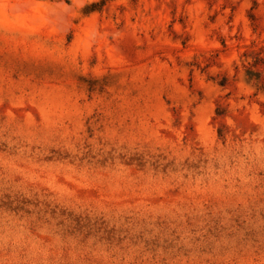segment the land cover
Returning <instances> with one entry per match:
<instances>
[{"label":"clouds","instance_id":"1","mask_svg":"<svg viewBox=\"0 0 264 264\" xmlns=\"http://www.w3.org/2000/svg\"><path fill=\"white\" fill-rule=\"evenodd\" d=\"M56 8L62 29L0 71V264H264V87L243 55L264 0ZM42 155L70 164L64 200Z\"/></svg>","mask_w":264,"mask_h":264},{"label":"rangeland","instance_id":"2","mask_svg":"<svg viewBox=\"0 0 264 264\" xmlns=\"http://www.w3.org/2000/svg\"><path fill=\"white\" fill-rule=\"evenodd\" d=\"M58 0H0V71L6 73L9 77L15 78L17 66L24 61L34 49L45 43L49 39V33L55 29L59 31L64 25V17L56 8ZM251 11V9L249 10ZM250 23L254 25L253 31L260 29L264 32V17L253 13L247 17ZM119 51V50H118ZM243 55L251 58L253 63L251 67L245 69L249 82L257 87H264V48L253 50L251 53L245 52ZM16 119L9 125L10 129L24 132L28 129L29 116L22 111L12 112ZM0 124V127H3ZM40 163L49 166V171L45 176L48 184V191L51 192L57 200H64L69 196L66 188L67 175L65 183H58L55 170H66L70 164L66 160L56 158L49 159L42 155ZM256 166L259 167L260 160L257 157ZM245 172L247 166L245 165ZM259 176H253L248 181V176L241 173V180L253 183L259 180ZM77 214H80L78 210ZM264 219V214H261ZM88 231L89 229H84ZM101 236H107L101 232ZM108 239L115 240V237Z\"/></svg>","mask_w":264,"mask_h":264}]
</instances>
